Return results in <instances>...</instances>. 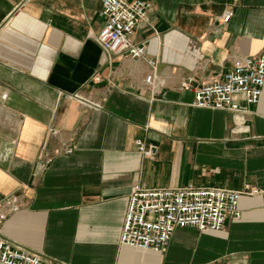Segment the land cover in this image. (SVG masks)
I'll use <instances>...</instances> for the list:
<instances>
[{"label": "crops", "instance_id": "crops-1", "mask_svg": "<svg viewBox=\"0 0 264 264\" xmlns=\"http://www.w3.org/2000/svg\"><path fill=\"white\" fill-rule=\"evenodd\" d=\"M142 1L151 10L131 38L146 57L134 60L96 42L100 0H0V202L22 205L1 235L41 264H264L260 197H243L220 232L177 229L162 253L120 245L136 185L264 190V88L256 106L241 102V125L181 88L264 56V0ZM63 144L72 155L56 154Z\"/></svg>", "mask_w": 264, "mask_h": 264}, {"label": "built area", "instance_id": "built-area-1", "mask_svg": "<svg viewBox=\"0 0 264 264\" xmlns=\"http://www.w3.org/2000/svg\"><path fill=\"white\" fill-rule=\"evenodd\" d=\"M104 27L96 42L107 54L126 55L131 59L146 57L145 43H134L132 35L142 23L151 4L142 0H100ZM237 1V0H235ZM233 13L225 14L221 21L228 23ZM152 74L144 80L154 86L155 61L148 60ZM182 90L193 94L192 106L197 109L228 111L236 124L244 123L242 114L246 106L259 103L264 88V56L235 59L233 68L221 77L194 84L187 78ZM138 152L145 159L154 155V148L143 141L136 142ZM74 147L63 144L57 155H72ZM46 157L41 170L52 162ZM243 197H260L264 211V190L248 185L240 191L214 187L187 185L178 189H151L142 185L133 187L120 236V245L142 252L162 253L179 228H195L199 232H220L228 219L239 220L240 200ZM18 197L9 195L0 202V264H41L40 255L5 240L1 228L9 215L21 209Z\"/></svg>", "mask_w": 264, "mask_h": 264}]
</instances>
